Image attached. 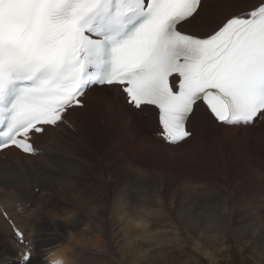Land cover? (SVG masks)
I'll return each instance as SVG.
<instances>
[{
  "label": "snow or ice",
  "instance_id": "obj_1",
  "mask_svg": "<svg viewBox=\"0 0 264 264\" xmlns=\"http://www.w3.org/2000/svg\"><path fill=\"white\" fill-rule=\"evenodd\" d=\"M201 9L202 0H0V153L36 155L33 140L66 124L94 88L153 114L171 146L188 142L200 105L226 127L264 119V0L203 36L187 30ZM20 264H34L31 249Z\"/></svg>",
  "mask_w": 264,
  "mask_h": 264
},
{
  "label": "bare ground",
  "instance_id": "obj_2",
  "mask_svg": "<svg viewBox=\"0 0 264 264\" xmlns=\"http://www.w3.org/2000/svg\"><path fill=\"white\" fill-rule=\"evenodd\" d=\"M253 3L254 0H202L199 16L187 30L207 35L224 17L247 10ZM83 101V109H74L69 116L73 131L64 126L47 131L38 142L42 150L38 156H26L15 149L2 153L0 212L6 211L13 219L28 246L24 248L15 242L11 227L0 216V232H5L0 236V264H20L28 249L34 264H52L54 260L80 264L78 253L89 255L90 264H152L143 242L153 239V235L145 229L147 220H138L136 216L135 221L131 220L136 213L127 207L128 199L138 205L139 211H145V200L153 197L149 184L161 180L163 194L171 184L180 181L173 172L190 168L189 165L193 170L201 169L194 178L223 182L227 187V182L243 166L253 172V163L258 162L259 167L264 164V120L235 128L216 125L199 106L188 124L192 133L188 142L167 146L152 136L157 130L155 116L136 114L118 92L94 88ZM78 141L83 147L77 145ZM149 171L156 172L158 179ZM140 173L147 176L140 179V187L134 188L137 193L132 197L127 184ZM119 186H125L127 193L121 187L119 191ZM70 194L74 205L61 201L70 200ZM225 209L229 212V208ZM186 213L181 221L176 219L175 226L200 238L210 233L202 241L206 248H214V239L224 235L225 223L211 215L212 219L205 217L204 227L190 212ZM231 215H227L229 228L233 223ZM9 235L11 240L7 239ZM134 239L141 242L140 248L132 245ZM199 252L209 256V250Z\"/></svg>",
  "mask_w": 264,
  "mask_h": 264
},
{
  "label": "rangeland",
  "instance_id": "obj_3",
  "mask_svg": "<svg viewBox=\"0 0 264 264\" xmlns=\"http://www.w3.org/2000/svg\"><path fill=\"white\" fill-rule=\"evenodd\" d=\"M78 142L77 145L83 147V143L81 141ZM261 150L264 156V147ZM189 167L173 172L180 181L171 184V187L169 186L163 194H160V190L163 188L161 180L158 179L156 172L154 174V172L149 171L158 180L156 183L149 184V188H153L149 192L150 196L153 197L145 200L147 201L144 208L145 211H139L138 205H134L129 199L128 203H126L127 200L122 198L127 207L131 208L130 212L136 213L131 217L132 221H135V216L138 220L141 218L147 220L145 229L148 228V235H153V239H151L153 241H146L147 244L143 242L146 257L152 258V264H264V164H261L259 167L258 162L253 163V172L243 166L227 182V187L223 186V182L219 183L215 180L211 182L208 178L204 180L194 178L195 175L198 176L197 173H200L201 169L196 168L193 170L190 165ZM250 173H253L254 177L250 176ZM136 175L132 177L135 181L132 183L129 181L127 184L132 189V197L136 196L137 192L134 188L140 187V179L143 178V175L147 176V174L142 175L141 173ZM60 176L63 177L64 174L60 173ZM120 187L126 190L125 186H119L118 190ZM176 191H178V196L175 195ZM193 193L195 194L193 195ZM0 194V198L2 199L3 193L1 190ZM165 194H167L165 199L161 198ZM172 197L174 198L172 199ZM70 198V200L64 199L61 201L74 205L72 202L74 200L73 195L70 194ZM225 206L229 208V212L225 211ZM146 212L152 214H147ZM186 212H190L191 217H196V222H202V226L204 227L205 217L212 219L211 215L218 217L225 223L222 225V227L225 225L224 235L214 239V248H206V244L202 241L203 236L204 238L205 236H211L210 233L204 234L200 238L198 234L194 233L191 235L190 233L189 235L185 229L179 230L175 226L177 220L179 222L180 219L188 214ZM229 213L230 215L232 214L231 219L233 220V223L229 224L230 228L227 227V219L229 218L227 215ZM236 221L237 223H235ZM1 235H5V232H0ZM7 239L11 240V236L9 235ZM134 240L132 241V245L140 248L141 242L136 239ZM157 242L158 244H156ZM205 250H209L208 257L199 252ZM91 255L94 256L93 253ZM88 256L85 253H78L76 255L81 261L80 264H90L91 258ZM125 263L128 264L127 262Z\"/></svg>",
  "mask_w": 264,
  "mask_h": 264
}]
</instances>
